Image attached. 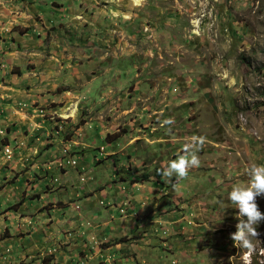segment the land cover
<instances>
[{
	"label": "rangeland",
	"instance_id": "rangeland-1",
	"mask_svg": "<svg viewBox=\"0 0 264 264\" xmlns=\"http://www.w3.org/2000/svg\"><path fill=\"white\" fill-rule=\"evenodd\" d=\"M71 1L80 3L78 15L83 24L76 25L79 28L74 32L62 26L64 34L89 37L91 56L103 55V63L91 59L103 70V85L115 82L110 73L120 69L117 76L125 81L109 89L106 99L115 111L128 92L135 94L132 101L138 114L125 117L133 106L127 104L128 111L115 114V121H109L103 131L105 138L97 139L95 145L83 140L90 129L87 122L75 125L72 120L69 129H62L74 127L77 137L73 140L78 145L86 142L82 149L89 155L104 149L103 164L93 160V172L86 168L82 173V179L92 176L93 180L75 187L95 189L100 180L104 189L110 185L123 192L114 190L103 198L95 193L90 198L91 210L82 211L86 219L110 220L113 215L115 222L114 217L121 219L128 229L137 219L146 223L135 236L122 228L120 233L103 236V245L109 243L106 239H127L110 261L264 264V220L255 226L253 250L237 248L230 234L236 230L238 210L227 200L231 188L247 185L251 166L264 165V0H138V5L136 0ZM43 12L50 14V7ZM0 67H5L1 57ZM121 86V96L115 98ZM53 105L58 107L54 109L57 114L49 122L57 125L76 117L80 109L70 100ZM165 119L171 124L162 125ZM194 137L202 140L195 153L199 166L188 168L182 178L165 182L157 170L167 167ZM10 146L15 149L13 143ZM14 157L0 164L14 166ZM95 157L102 158L97 153ZM67 197L71 203L54 215L66 219L77 215L74 207H82L83 198L73 201L78 198ZM255 203L264 214V194ZM172 217L184 228L169 233L174 227H165L164 221ZM84 224L85 230L90 229L91 224ZM60 228L69 227L61 224ZM45 241L51 242L50 238ZM47 253L53 254L52 249ZM92 262V257L86 259V264ZM59 263L55 259L51 264Z\"/></svg>",
	"mask_w": 264,
	"mask_h": 264
},
{
	"label": "crops",
	"instance_id": "crops-1",
	"mask_svg": "<svg viewBox=\"0 0 264 264\" xmlns=\"http://www.w3.org/2000/svg\"><path fill=\"white\" fill-rule=\"evenodd\" d=\"M47 7H50V14L43 12ZM79 8L80 3L71 0H0V57L5 63V68L0 67V127L6 130L5 138L0 140V158L5 144L13 143L15 147L14 166L12 163L0 164V264H51L55 259L60 261L59 264H86L88 257H92V264H97L95 261L123 264L117 259L110 260L113 255L118 256L117 251L127 240L125 237L106 239L109 243H104L101 249L93 247L92 239L100 243L103 236L112 231L120 233L121 228L127 230L126 234L130 232L135 236L146 225L137 219L132 223V229H128L121 219L114 217L115 222L111 218L113 215L108 213L113 207L106 212L110 220L98 221L94 216L89 221L82 213L91 210L90 198L95 193L103 198L115 190L110 185L104 189L100 180L95 189L85 185L75 187L74 184L86 183L81 182L78 171L88 168L93 172V160L103 164L95 157V153L102 156L98 150L92 152L91 159L88 151L82 148H86L87 143L95 145L97 139L105 138L103 131L108 122L115 121V114L128 111L130 102L133 106L124 116L138 114L132 101L135 94L129 92L115 111L110 109L106 92L123 81V77L117 76L120 69L110 73L116 77V83L103 85V70L91 62L95 58L103 63V55L91 56L89 37L70 36L69 31L68 35L64 34L62 26L71 32L82 26ZM84 19L86 21L88 16ZM121 93L122 86L115 98ZM69 96H77L72 98L76 102ZM69 100L80 109L65 127L69 129L67 124L72 120L75 125L79 121L82 124L87 122L90 129L85 131L83 139L87 143L82 141L78 145V140H73L77 137L74 127L57 133L61 124L57 125L53 120L49 122L52 114H57L54 109L58 107L53 104H66ZM43 108L48 119H45V112L44 116L38 112L39 109L44 111ZM86 117L91 121L84 119ZM66 147L70 149L72 159L77 160L78 171L62 160ZM57 161H60L59 165ZM65 175L68 176L63 177ZM68 194L78 198L73 201L83 198V209L80 206L77 209L76 205L77 215L67 219L54 215L71 203ZM31 210L33 212H29ZM84 222L91 224L88 225L90 229L85 230ZM178 222L175 217L164 221L165 227H174L172 230L167 228L169 233L184 228ZM61 224H67L69 228L63 230ZM43 228L45 232L41 231ZM49 238L50 244L43 243ZM49 249L53 254L47 253Z\"/></svg>",
	"mask_w": 264,
	"mask_h": 264
},
{
	"label": "clouds",
	"instance_id": "clouds-1",
	"mask_svg": "<svg viewBox=\"0 0 264 264\" xmlns=\"http://www.w3.org/2000/svg\"><path fill=\"white\" fill-rule=\"evenodd\" d=\"M124 81L125 78L123 77V82ZM0 112H2L1 109ZM38 112L44 116V111L42 109H39ZM65 123H67V121H65ZM167 124H171L170 119H165L162 121V125ZM64 127L65 124H61L60 129H56V132L58 133L59 131H62ZM4 138L5 132L2 139ZM201 143L202 140H197L194 137L192 143L184 144L181 149V154L177 155L174 160L169 161L167 167L158 169L157 175H160L162 178H164L165 182H167V180L171 179L172 177H175L176 179L184 177L188 168L199 166L200 161L195 153L199 150ZM5 145L10 144L8 143ZM103 150L104 149L98 150L102 156L104 154ZM71 156L72 154L70 149L66 147L62 160H66L67 165L77 167V160L72 159ZM100 159L103 160V157L99 158V161H102ZM73 161L75 164H73ZM82 173H84V171H80L78 173L80 178L82 177ZM248 176L249 180L247 185L235 186L231 188V190L227 193V200L230 202L232 207L238 210L235 214L237 219V223L235 225L236 230L230 234V238L233 240L234 246L239 249H244L248 252H251L254 248L252 240L257 235L255 226L258 224V222L264 220V214L258 210L257 204L255 203V198L264 194V165L251 166L248 169ZM81 180L86 183L92 181L91 176H87V178L83 179L81 178ZM99 203L100 205H103V200H100ZM76 208L79 209V205H77ZM93 243V247L100 249L103 247V243H99L96 240H93Z\"/></svg>",
	"mask_w": 264,
	"mask_h": 264
},
{
	"label": "built area",
	"instance_id": "built-area-1",
	"mask_svg": "<svg viewBox=\"0 0 264 264\" xmlns=\"http://www.w3.org/2000/svg\"><path fill=\"white\" fill-rule=\"evenodd\" d=\"M3 137H4V131L0 129V139H2ZM14 150L15 149L12 148L10 145H5L3 147L0 160L11 158L14 155ZM73 164H75L74 161H73Z\"/></svg>",
	"mask_w": 264,
	"mask_h": 264
},
{
	"label": "trees",
	"instance_id": "trees-1",
	"mask_svg": "<svg viewBox=\"0 0 264 264\" xmlns=\"http://www.w3.org/2000/svg\"><path fill=\"white\" fill-rule=\"evenodd\" d=\"M0 129H2L4 132H6V130L4 128L0 127ZM123 159H125V158H123ZM123 159L120 157V160H123ZM100 162H103V161H100Z\"/></svg>",
	"mask_w": 264,
	"mask_h": 264
},
{
	"label": "bare ground",
	"instance_id": "bare-ground-1",
	"mask_svg": "<svg viewBox=\"0 0 264 264\" xmlns=\"http://www.w3.org/2000/svg\"><path fill=\"white\" fill-rule=\"evenodd\" d=\"M140 1L136 0V4L138 5ZM196 22V21H195Z\"/></svg>",
	"mask_w": 264,
	"mask_h": 264
}]
</instances>
